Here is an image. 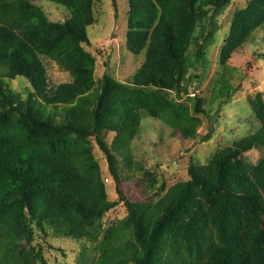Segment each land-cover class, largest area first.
I'll use <instances>...</instances> for the list:
<instances>
[{"label":"trees","instance_id":"trees-1","mask_svg":"<svg viewBox=\"0 0 264 264\" xmlns=\"http://www.w3.org/2000/svg\"><path fill=\"white\" fill-rule=\"evenodd\" d=\"M50 1L64 6V19L51 20L38 0H0V264H49L35 241L51 233L92 242L103 235L95 264H264V156L254 166L246 156L264 154V105L255 132L205 164L191 159L189 178L156 203L122 195L121 171L132 165L143 124L155 129V119L185 139L196 135L203 98L191 96L185 81L207 71V48L232 0H128L126 45L145 57L124 81L108 62L95 77L96 57L85 46L92 44L87 28L97 20L96 0ZM263 27L264 0H249L231 19L220 62ZM47 60L72 79L51 84ZM191 68L201 71L189 74ZM18 76L33 89L24 97L10 87ZM220 88L229 98L231 88ZM147 117L153 119L145 123ZM213 133L210 123L204 141ZM85 138L106 156L128 211L109 229L103 219L118 201L109 199Z\"/></svg>","mask_w":264,"mask_h":264},{"label":"rangeland","instance_id":"rangeland-1","mask_svg":"<svg viewBox=\"0 0 264 264\" xmlns=\"http://www.w3.org/2000/svg\"><path fill=\"white\" fill-rule=\"evenodd\" d=\"M248 1L232 0L220 17L213 44L207 48V58L210 61L207 71L200 77L185 81L191 96L196 94L203 98L202 111L194 113L200 120L196 135L185 139L179 130H173L161 121L149 117L153 119L156 127L163 128H150L146 132L144 130L147 127L143 124V134L134 139L132 165L123 166L121 171L124 198L156 203L173 184L189 178L187 170L191 159L197 164H205L216 151L255 132L258 128L256 111L264 105V27L255 31L245 44L232 54L227 63L220 62L221 48L226 40L231 19L235 11L246 6ZM38 3L44 7L51 20L64 19V6L50 0H38ZM116 3L115 8L113 0H96L97 20L87 28L92 44L85 47L96 57L97 80L107 69L105 62H108L113 77L127 80L142 65L145 57L144 53L133 54L126 45L128 0H116ZM194 49L193 44L191 52ZM46 65L51 84L72 79L71 74L61 69L55 61L47 60ZM200 71L201 68H191L189 74ZM223 85L225 88H231L229 98L220 96L221 89L227 90L220 88ZM10 87L23 97L33 91L28 80L22 76L11 80ZM171 96L189 103L191 108L194 106V100L187 97V94L180 98L173 91ZM222 98L228 99V102L220 103ZM61 117L62 113L56 116L58 120ZM149 119L147 117L145 123H149ZM210 123L213 124L214 133L210 140L204 141ZM111 136L108 138L111 139ZM83 142L93 151L101 166L102 175L109 186V199L118 201L103 219L105 228L109 229L111 224L117 225L118 221L126 218L128 211L116 193L106 156L93 138H85ZM246 156L250 165L254 166L264 154L252 150L246 153ZM102 236L97 242H92L86 239L56 237L51 233L46 240L39 236L35 244L41 243L44 246L49 264H95Z\"/></svg>","mask_w":264,"mask_h":264}]
</instances>
